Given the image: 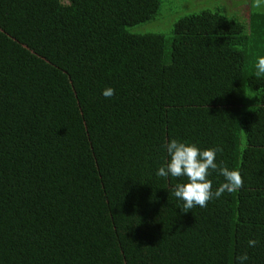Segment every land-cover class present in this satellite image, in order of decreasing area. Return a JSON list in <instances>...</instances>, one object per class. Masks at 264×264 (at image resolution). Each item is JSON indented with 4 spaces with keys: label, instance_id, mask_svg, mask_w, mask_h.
Returning a JSON list of instances; mask_svg holds the SVG:
<instances>
[{
    "label": "trees",
    "instance_id": "16d2710c",
    "mask_svg": "<svg viewBox=\"0 0 264 264\" xmlns=\"http://www.w3.org/2000/svg\"><path fill=\"white\" fill-rule=\"evenodd\" d=\"M206 2L0 0V264H264V7ZM174 138L243 186L182 211Z\"/></svg>",
    "mask_w": 264,
    "mask_h": 264
},
{
    "label": "clouds",
    "instance_id": "9594fccd",
    "mask_svg": "<svg viewBox=\"0 0 264 264\" xmlns=\"http://www.w3.org/2000/svg\"><path fill=\"white\" fill-rule=\"evenodd\" d=\"M254 7H264V0H255ZM257 75L264 74V56L256 61ZM116 94L114 88L108 87L102 91L105 99ZM168 160L160 166L156 176L161 178L186 177V183H178L173 187V194L178 201H182V211L188 212L194 207H207L211 200L221 198L225 193H233L243 186V179L238 170L229 169L218 161V153H222L220 146L203 149L196 143H189L179 138L167 141L163 145ZM213 173L223 178V182L213 188ZM257 241L249 239L248 246L255 247ZM249 256L245 252L236 257L237 264H249Z\"/></svg>",
    "mask_w": 264,
    "mask_h": 264
},
{
    "label": "rangeland",
    "instance_id": "374dc122",
    "mask_svg": "<svg viewBox=\"0 0 264 264\" xmlns=\"http://www.w3.org/2000/svg\"><path fill=\"white\" fill-rule=\"evenodd\" d=\"M197 1H202V3L205 1L206 2V0H197ZM197 1L196 0H187V2H188V6H192V5H196L195 7L197 8V7H202L203 6V4H198L197 3ZM215 1L216 0H210V2L209 3H207L206 2V4L208 5V6H211V5H214L215 4ZM233 1V2H232ZM239 2V1H241V0H231V1H229V0H220V2L223 4V5H228V6H235L236 8H237V5H238V3H235V2ZM237 4V5H236ZM242 10H243V8L242 7H240ZM239 8V9H240ZM245 14L247 15V12H245ZM147 29H163V27H162V25H159V24H154V25H152V26H147Z\"/></svg>",
    "mask_w": 264,
    "mask_h": 264
}]
</instances>
